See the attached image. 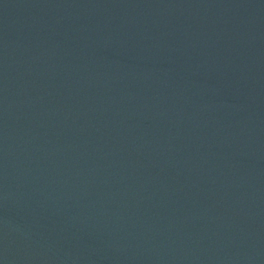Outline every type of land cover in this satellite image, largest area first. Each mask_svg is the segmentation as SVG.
Listing matches in <instances>:
<instances>
[{"label":"water","instance_id":"95a60500","mask_svg":"<svg viewBox=\"0 0 264 264\" xmlns=\"http://www.w3.org/2000/svg\"><path fill=\"white\" fill-rule=\"evenodd\" d=\"M0 264H264V0H0Z\"/></svg>","mask_w":264,"mask_h":264}]
</instances>
